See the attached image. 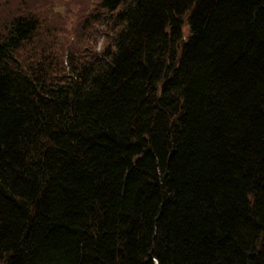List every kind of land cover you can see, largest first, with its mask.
<instances>
[{"label": "trees", "instance_id": "16d2710c", "mask_svg": "<svg viewBox=\"0 0 264 264\" xmlns=\"http://www.w3.org/2000/svg\"><path fill=\"white\" fill-rule=\"evenodd\" d=\"M33 8L0 0V264H264V0H99L66 61Z\"/></svg>", "mask_w": 264, "mask_h": 264}, {"label": "rangeland", "instance_id": "374dc122", "mask_svg": "<svg viewBox=\"0 0 264 264\" xmlns=\"http://www.w3.org/2000/svg\"><path fill=\"white\" fill-rule=\"evenodd\" d=\"M8 3H16V0H6ZM26 0H22L25 4ZM35 6L33 10L45 15L43 32L49 29L52 34L53 46L67 60L66 48L75 47L82 50L84 44L90 45L96 40L98 46L103 42V30L99 24L87 25L84 39L77 42V34L84 20L96 8L99 0H29ZM42 32V33H43ZM94 43V42H93ZM95 43V44H96ZM65 54V55H64Z\"/></svg>", "mask_w": 264, "mask_h": 264}, {"label": "bare ground", "instance_id": "6f19581e", "mask_svg": "<svg viewBox=\"0 0 264 264\" xmlns=\"http://www.w3.org/2000/svg\"><path fill=\"white\" fill-rule=\"evenodd\" d=\"M158 262L156 261V264H157Z\"/></svg>", "mask_w": 264, "mask_h": 264}]
</instances>
